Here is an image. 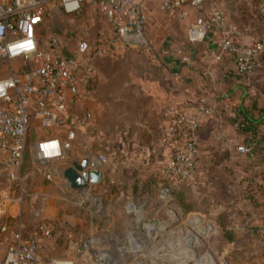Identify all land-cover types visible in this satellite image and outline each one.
<instances>
[{
    "label": "built area",
    "instance_id": "1",
    "mask_svg": "<svg viewBox=\"0 0 264 264\" xmlns=\"http://www.w3.org/2000/svg\"><path fill=\"white\" fill-rule=\"evenodd\" d=\"M154 1L163 11H178L182 17L186 15L183 10L186 4L197 8L211 4L212 9L205 18L189 25L188 42L204 39L213 31L221 54L227 53L233 58L237 71L241 74L253 72L259 55L264 51L263 44L239 40L240 30L227 23L225 12L216 5V0H0V60L17 62L13 71L0 79V174L6 184V192L0 193V203L17 204L22 199L15 197L13 190L19 188L22 191L23 181L28 178L29 173L23 174L22 169L29 134L32 130L54 129L63 124L68 108L94 86L97 62L104 55L102 49L95 48L84 37L77 42L66 43L57 32L45 35L42 25L46 15L59 10L63 15L76 19L86 5L101 4L106 17L124 40L144 44V7ZM260 11L264 14V0H260ZM178 55L183 63L189 64L192 60L182 49L178 50ZM204 111L207 112L203 108L186 125V119L180 118L172 126L173 132L184 139V147L163 167V179L169 186L164 183L161 187L162 198H171L169 194L164 195L170 186L198 181L197 132ZM76 137L72 130L65 138L39 135L31 145V153L43 177L55 181L69 199L76 205H84L92 217L101 211L99 195L107 191L101 186L105 178L99 185L74 189L63 173L75 162L80 163L84 157L92 158L97 154L104 163L106 175L109 159L91 152L69 163ZM237 150L250 158L256 156L255 147L251 144L239 145ZM97 189L99 193H96ZM31 215L34 220L32 228L25 226L20 214L6 213L1 218L0 264H113L112 257L103 246L91 239L97 229L93 225L79 231L76 250L80 247V252L74 260L43 257L41 247L46 240L56 235L69 238L76 230V224L70 227L65 222L66 217L55 219L54 215L46 212L45 206L38 204L33 206ZM8 234L11 241L6 239ZM69 245L74 246L72 241ZM119 251H125V247L121 246Z\"/></svg>",
    "mask_w": 264,
    "mask_h": 264
},
{
    "label": "rangeland",
    "instance_id": "2",
    "mask_svg": "<svg viewBox=\"0 0 264 264\" xmlns=\"http://www.w3.org/2000/svg\"><path fill=\"white\" fill-rule=\"evenodd\" d=\"M155 14L158 18L164 15L162 12ZM149 21L148 17L144 19L143 29L145 26L146 34L143 33V36L152 33ZM42 30L45 35L51 32L59 33L66 43H74L84 37L92 46L102 49L104 55L97 62L94 86L80 101L68 108L63 124L54 129L32 130L28 136V149L22 169L23 174L29 173L28 178L23 181L25 191L19 188L13 190L15 197H22L17 202V214L22 215L25 226L33 227L31 210L36 204L45 206L46 212L55 211V219L78 217L80 228L86 229L92 225L97 227L91 239L97 245L103 246L104 251L112 257L113 264H179L185 259L184 256L188 257L191 252H196L198 257L208 254L211 264H221L220 259L223 257L233 262L264 263L261 235L253 238L250 234L235 235L233 229L227 228L230 226L226 224L225 219H218L214 215L213 204L200 200L201 188L173 185L164 194H169L172 199L162 198L160 189L166 182L154 169L122 170L116 176L114 184L107 178L106 184H101L107 189L104 194L99 195L102 202L101 211L92 217L88 215L84 205H76L69 199L55 181L43 177L31 153V145L39 135L65 138L68 131H74L77 137L70 152L69 163L91 152L110 159V156H114L118 143H108L106 136L114 134L117 140L118 134H123L126 128H134L131 123L127 125L125 120L122 121L121 117L111 120V102H171L172 97L167 86H162L152 95L151 90L142 84L152 77L164 79L161 69L163 64L158 63L156 59L152 60L150 55L146 54L154 44L147 39L144 44L124 40L106 17L101 4L86 5L85 10L76 19L55 10L46 15ZM181 49L185 51L183 46ZM16 63L0 60V79L8 76ZM181 92L177 90V98ZM153 97L159 100H154ZM127 116L126 114L123 118ZM118 159L121 157L117 154L116 160L119 162ZM39 191L42 194L34 197ZM99 192L97 189L96 193ZM155 221L159 222L156 226L153 224ZM171 221L174 223L167 228L162 226L163 223ZM210 225L212 227L208 228ZM156 227L162 230L156 231ZM199 227L208 229V232L203 229L204 234H198ZM191 238L198 242L188 245L182 251L184 253L178 255L179 248ZM70 240L74 245L72 247L69 245ZM76 241V230L69 238L56 235L46 240L41 247V254L45 258L74 260L80 252V247L76 250ZM170 242L176 244V250L169 249ZM232 242L238 243L235 248ZM121 246L125 247V251H119Z\"/></svg>",
    "mask_w": 264,
    "mask_h": 264
},
{
    "label": "crops",
    "instance_id": "3",
    "mask_svg": "<svg viewBox=\"0 0 264 264\" xmlns=\"http://www.w3.org/2000/svg\"><path fill=\"white\" fill-rule=\"evenodd\" d=\"M216 5L224 10L227 23L240 30L239 40L260 42L264 46V14L260 11V0H216ZM211 9V4L200 8L186 4L183 7L186 15L182 17L178 11H163L157 2L145 4L144 17L153 21H149L152 33L144 37L154 44L146 54L163 64L164 79L152 77L142 84L152 95L167 86L172 101L111 102V120L121 117L134 128L125 127L117 140L114 134L106 136L108 143L117 142L118 146L106 165L105 181L110 178L114 184L122 170L134 168L154 169L163 179V167L168 159L184 147V139L172 130L176 119L185 118L186 125L205 108L207 112L202 113L197 132L198 181L182 185L201 188L200 200L212 203L214 215L225 219L230 226L227 228L233 229L235 235L250 234L251 238L261 235L264 245V51L253 72L241 74L233 58L227 53L221 54L213 31L204 39L188 42L189 25L205 18ZM157 12L164 15L158 18ZM182 46L185 54L192 58L189 64L178 58ZM177 90L183 92L178 98ZM126 114L128 116L123 118ZM242 144L253 145L256 156L241 155L237 148ZM117 154L121 157L119 162ZM2 181L0 174V193L6 192V184ZM17 210L14 202L0 203V221L6 213L17 214ZM48 213L54 215L56 212ZM66 220L71 223L70 227L76 224L77 237L83 230L80 220L73 216H67ZM160 227L154 229L160 231ZM6 239L11 241V235H6ZM237 244L232 242L233 248ZM223 260L227 264H256L254 261L233 262L225 257L220 259Z\"/></svg>",
    "mask_w": 264,
    "mask_h": 264
},
{
    "label": "water",
    "instance_id": "4",
    "mask_svg": "<svg viewBox=\"0 0 264 264\" xmlns=\"http://www.w3.org/2000/svg\"><path fill=\"white\" fill-rule=\"evenodd\" d=\"M104 163L100 159V156L94 154L92 158L86 156L83 158L82 162H75L73 166H70L64 170V178L69 182L70 186L74 189H82L87 187L88 185H99L104 181L105 171H104ZM69 226L71 223L66 220L65 221ZM158 221L153 222L154 226L158 225ZM174 221L168 222L167 224L163 223L162 226L167 228L172 225ZM210 225L208 228H211ZM197 233L202 235L204 234V230L202 227H199ZM199 238V237H198ZM191 238L190 241H187L179 248L178 255H182L188 245H193L197 240ZM192 241V242H191ZM176 244L174 242L169 243L170 250H176ZM184 260H181L179 264H211V257L208 254H204L201 257H198L196 252H191L189 256H184ZM221 264H227L225 260L221 262Z\"/></svg>",
    "mask_w": 264,
    "mask_h": 264
},
{
    "label": "bare ground",
    "instance_id": "5",
    "mask_svg": "<svg viewBox=\"0 0 264 264\" xmlns=\"http://www.w3.org/2000/svg\"><path fill=\"white\" fill-rule=\"evenodd\" d=\"M60 264H70V263H65V262H63V263H60Z\"/></svg>",
    "mask_w": 264,
    "mask_h": 264
},
{
    "label": "trees",
    "instance_id": "6",
    "mask_svg": "<svg viewBox=\"0 0 264 264\" xmlns=\"http://www.w3.org/2000/svg\"><path fill=\"white\" fill-rule=\"evenodd\" d=\"M93 87V86H92ZM92 87H90V89H92Z\"/></svg>",
    "mask_w": 264,
    "mask_h": 264
}]
</instances>
